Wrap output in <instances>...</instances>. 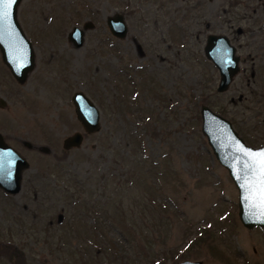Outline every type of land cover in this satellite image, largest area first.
<instances>
[{"label":"rangeland","instance_id":"1","mask_svg":"<svg viewBox=\"0 0 264 264\" xmlns=\"http://www.w3.org/2000/svg\"><path fill=\"white\" fill-rule=\"evenodd\" d=\"M196 1L158 0L156 15L159 5L143 0L140 49L101 43L106 11L121 10L123 0L18 5L20 27L38 40L36 63L21 84L0 51V130L30 167L18 193L0 187V243L22 249L23 264H264V228L241 224L237 187L200 115L207 105L246 144L264 145V0H206L171 30L169 14ZM131 2L137 10L139 0ZM96 7L97 28L81 48L65 43L78 21L66 22L69 11ZM212 33L232 40L241 60L224 92L205 57ZM79 90L101 111L99 132L85 134L76 118L71 96ZM77 131L84 142L65 151L64 138ZM0 264L17 261L3 253Z\"/></svg>","mask_w":264,"mask_h":264},{"label":"water","instance_id":"2","mask_svg":"<svg viewBox=\"0 0 264 264\" xmlns=\"http://www.w3.org/2000/svg\"><path fill=\"white\" fill-rule=\"evenodd\" d=\"M22 0H0V51L2 61L12 72L17 82L24 84L26 78L34 67V50L31 41L26 37L17 19L18 5ZM111 31L117 37H125V25L121 16L116 21L110 22ZM77 46L82 44V37L78 27ZM204 51L205 57L213 63L220 72L219 84L216 90L224 92L233 82L236 74L240 73V57L235 46L226 35L209 34L206 37ZM76 118L80 121L85 134L100 131V109L92 99H89L81 90L71 96ZM201 132L207 138L208 145L216 157L215 159L224 166L231 176V181L237 187L238 217L244 227L264 228V177L253 173L249 167L251 157H258L264 151V145L252 147L246 144L233 128V124L222 115L213 112L207 105L200 109ZM83 131L71 133L63 140L62 147L65 151L80 148L84 142ZM1 137V136H0ZM249 153L250 155H245ZM28 161L20 153L7 147L0 138V187L8 194H16L22 188V172L29 168ZM173 264V263H171ZM174 264H203L202 261L182 260Z\"/></svg>","mask_w":264,"mask_h":264},{"label":"flooded vegetation","instance_id":"3","mask_svg":"<svg viewBox=\"0 0 264 264\" xmlns=\"http://www.w3.org/2000/svg\"><path fill=\"white\" fill-rule=\"evenodd\" d=\"M108 1L110 2V4L114 3V0H108ZM146 1L149 2L150 5L153 4L155 7H157V4H158L157 1L158 0H146ZM205 1L206 0H198V1H196L193 4L192 8L190 10L186 9L185 13H183V14L179 13V11H178L179 14L178 13H170V14L169 13H165V14H169V16L166 18V21H168V23L170 25L169 28L171 30H173L174 26H179V24H180L179 20L183 16H184L185 19L188 18V20H189L188 16L190 14H193L192 13L193 9L194 10L195 9H199L200 5L201 4L203 5ZM209 1H211V0H209ZM123 3H124V6H123V8L121 10H118V8L115 9L114 6H112L111 9H110V12H108V10L106 11L105 17H104L103 31L109 33V35L106 38V40L101 41V43H105L106 45L109 44V46L113 47L114 44L118 43V42H123L125 44H129V42H130V44H133L138 49H140V47L142 48L143 44H142L141 40L139 39V37H142L144 35V32H146V30H147L146 27H145L146 25L142 21L143 18L141 17L143 15L142 11H146L145 8L141 7V5H142L141 3H143V0H139V2H137V3H139L138 7L140 8V9L138 8L137 10L134 7L131 6L132 5L131 0H123ZM231 3L233 5H237L240 2H239V0H231ZM73 5H74V3H73ZM158 5H159V8H158L159 10L158 9L156 10V12H158V13H156V15L159 14V11L162 12L161 5L160 4H158ZM189 7L190 6H188V8ZM79 12H80L79 9L72 8V10L69 11V15L71 17H69L68 19L66 17H63L61 19L62 24L63 23L65 24V18L67 19L66 20L67 23L70 22L73 19V17H75V16H76L75 19H78V21L77 20L75 21V23L73 24L72 28L70 30L66 31V35H65V38L67 37V39L65 40V43H68V45H70V46H72L74 48L78 47L77 44H76L77 43V39H78L76 37L77 33L73 34L74 33V29H76V27H78V30L80 31V35L82 37V39H81L82 44L79 46V48H81V46L83 45V43L85 42V39L87 37L86 36V32L89 31V30L97 28V26H96V24H97L96 18L98 19V17H100L99 12L97 11V7L93 10V12H89L87 10H82V9H81V12L80 13ZM86 13L89 14V16L86 15ZM90 13L92 15H94V16L90 17V15H91ZM82 16H83V18H82ZM118 16L119 17L121 16L122 23L125 25V27H124V29H125V34H124L125 37H123V38H120V37H117L116 35H114L112 33V31H111V28H110L111 25H109V21L114 23ZM153 22L155 23L154 27H156V25H157L156 20L154 19ZM44 36L45 35L42 32L38 35V37H44ZM30 37H31L30 38L31 40L30 39L29 40L31 41L30 43H31L32 48H33V44L35 43V41L37 42L38 40L36 38L34 39V37L31 36V35H30ZM231 43H232V40H231ZM171 45H172V43L168 44L167 47H169ZM232 45L235 46V44H232ZM235 48H236V46H235ZM236 50H237V48H236ZM34 52H35V50H34ZM237 52H238V50H237ZM237 55H238V53H237ZM1 59H2V57H1ZM35 63H36V61H35ZM35 63H34V65H35ZM6 104L7 103L3 99L0 98V107H4V106H6ZM0 136H1L0 138H1L2 142L7 147L9 146V148L11 150H14L17 153H20V151H18L17 148L13 145L12 138L9 137V134H7L5 132V130L4 131L0 130ZM22 142L26 146H28V147L31 146L32 147V145L30 143L25 142V141H22ZM23 158H25V157L23 156Z\"/></svg>","mask_w":264,"mask_h":264},{"label":"trees","instance_id":"4","mask_svg":"<svg viewBox=\"0 0 264 264\" xmlns=\"http://www.w3.org/2000/svg\"><path fill=\"white\" fill-rule=\"evenodd\" d=\"M5 254L8 258H14L17 261V264H23L25 259L23 258L24 251L19 249L15 244L11 245L9 243H0V255Z\"/></svg>","mask_w":264,"mask_h":264},{"label":"snow or ice","instance_id":"5","mask_svg":"<svg viewBox=\"0 0 264 264\" xmlns=\"http://www.w3.org/2000/svg\"><path fill=\"white\" fill-rule=\"evenodd\" d=\"M245 155H250L245 153ZM253 173H259L264 177V151H261L258 157H251V163L249 165Z\"/></svg>","mask_w":264,"mask_h":264}]
</instances>
